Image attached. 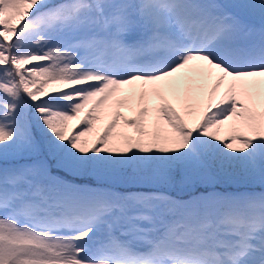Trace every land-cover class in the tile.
Wrapping results in <instances>:
<instances>
[{
  "label": "snow or ice",
  "instance_id": "obj_1",
  "mask_svg": "<svg viewBox=\"0 0 264 264\" xmlns=\"http://www.w3.org/2000/svg\"><path fill=\"white\" fill-rule=\"evenodd\" d=\"M264 0H0V264H264Z\"/></svg>",
  "mask_w": 264,
  "mask_h": 264
},
{
  "label": "trees",
  "instance_id": "obj_2",
  "mask_svg": "<svg viewBox=\"0 0 264 264\" xmlns=\"http://www.w3.org/2000/svg\"><path fill=\"white\" fill-rule=\"evenodd\" d=\"M224 2L227 3L229 0H223ZM229 190V191H237V190H253V191H262V189L259 185L253 186V187H248L247 185L244 184H236L232 182H222L217 190Z\"/></svg>",
  "mask_w": 264,
  "mask_h": 264
},
{
  "label": "rangeland",
  "instance_id": "obj_3",
  "mask_svg": "<svg viewBox=\"0 0 264 264\" xmlns=\"http://www.w3.org/2000/svg\"><path fill=\"white\" fill-rule=\"evenodd\" d=\"M239 2H240V0H238V1L234 0V1H233V3H239Z\"/></svg>",
  "mask_w": 264,
  "mask_h": 264
}]
</instances>
